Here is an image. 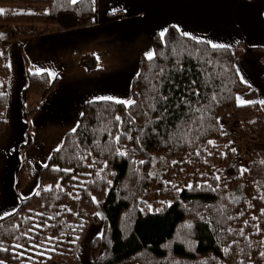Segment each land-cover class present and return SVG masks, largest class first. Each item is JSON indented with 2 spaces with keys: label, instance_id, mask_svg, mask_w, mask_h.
I'll list each match as a JSON object with an SVG mask.
<instances>
[{
  "label": "trees",
  "instance_id": "16d2710c",
  "mask_svg": "<svg viewBox=\"0 0 264 264\" xmlns=\"http://www.w3.org/2000/svg\"><path fill=\"white\" fill-rule=\"evenodd\" d=\"M0 4L48 7L45 13H4L0 24H50L63 30L94 24V0ZM24 36L0 33V133L9 102L7 49ZM197 41L170 27L163 38H154L153 59H141L132 106L107 100L83 106L77 127L43 168L39 190L0 218V260L81 264L80 245L89 227L100 222V209L103 231L91 242L92 264H264V150L251 151L252 161L241 175L240 155L224 123L231 115L264 140V105L237 106L239 93L246 92L247 99L254 95L236 68L243 45L232 51ZM80 65L88 73L100 70L92 55L82 57ZM57 82L27 69L22 100L35 101L25 114L27 122ZM32 129L23 151L33 142ZM165 160L174 169L192 170V185L180 189L169 175L159 177L155 167ZM31 180L24 156L18 189ZM152 186L170 202L145 205Z\"/></svg>",
  "mask_w": 264,
  "mask_h": 264
},
{
  "label": "crops",
  "instance_id": "0c3cea01",
  "mask_svg": "<svg viewBox=\"0 0 264 264\" xmlns=\"http://www.w3.org/2000/svg\"><path fill=\"white\" fill-rule=\"evenodd\" d=\"M0 10L31 14L45 13L48 7L0 4ZM170 27L232 51L243 45L236 68L254 95L247 99V93L241 92L237 97L264 100V0H94L92 26L63 30L50 24H0L2 34H27L7 49L9 102L6 127L0 133V217L16 211L39 190L43 168L77 127L87 102L102 97L131 100L132 81L142 57L155 53L154 38ZM87 55L97 58L99 71L88 73L80 65ZM37 68L55 73L51 78L58 82L27 122L28 106L35 101L25 103L22 91L27 69L35 73ZM30 125L33 142L23 151ZM24 156L31 165L32 180L18 189Z\"/></svg>",
  "mask_w": 264,
  "mask_h": 264
},
{
  "label": "rangeland",
  "instance_id": "374dc122",
  "mask_svg": "<svg viewBox=\"0 0 264 264\" xmlns=\"http://www.w3.org/2000/svg\"><path fill=\"white\" fill-rule=\"evenodd\" d=\"M29 109L33 107V104L28 106ZM225 129L229 134V139L235 143L236 149L241 159V169H247L248 165L252 161L251 151L253 150H264V140L258 138L256 134L249 133L246 126L243 123H237V121L230 115L225 119ZM171 162L165 160L163 163L155 167V173L161 177L164 174L169 175L173 180L174 184L180 189L191 186L194 180V173L192 170L178 167L177 169L172 168ZM177 172V173H176ZM167 199L161 197L159 190L156 186H152L145 199H143L145 205L150 208L159 207ZM170 202L169 200H167ZM100 222L92 224L82 241L79 249V260L81 264H92L89 257V249L91 242L101 236L103 231V213L100 209L97 211Z\"/></svg>",
  "mask_w": 264,
  "mask_h": 264
},
{
  "label": "snow or ice",
  "instance_id": "6c2138e0",
  "mask_svg": "<svg viewBox=\"0 0 264 264\" xmlns=\"http://www.w3.org/2000/svg\"><path fill=\"white\" fill-rule=\"evenodd\" d=\"M71 2H72L73 4H75V3L77 2V0H71ZM3 14H4V11H3V10H0V15H3ZM177 31H180V29L177 28ZM164 35H165L164 32H161V33H160L161 38H163ZM181 35H183V36H189L188 33H183V32L181 33ZM189 38H191V37H189ZM197 42H199V41H197ZM207 43H210V42H207ZM211 47H212L213 49H222V48H226L227 46H226V45H223V44H215V43H212V44H211ZM0 55H2V54H0ZM153 56H154L153 53H149L148 56H147V59H148V60H152V59H153ZM8 67H10V65H9ZM45 71H47V70H46V69H39V68H37V69L35 70V73H34V74H42V73L45 72ZM48 75H49L50 77H53V78L55 77V73L50 72V71L48 72ZM100 99H101V100H107V101H113V100H114V98H112V97H102V98H100ZM213 99H215V97H213ZM114 102H115V103L124 104L125 106H129V107L132 106V105L134 104V101H132V100H125V101L115 100ZM252 103H259V104H261V105H264V100H261V101H258V102H254V101H246V100H244V99L241 98V97H237V106H244V105H246V104H252ZM116 119L119 120V117H117ZM116 140H117V142H118V141H119V137H116ZM208 143H209V144H213V146H214V143H213L212 141H209ZM57 151H59V149H57ZM233 151H235V150L233 149ZM197 154H199V153H197ZM119 155L124 156L125 153H124V152H119ZM141 163H143V161H141ZM45 167H47V165H45ZM244 171H246V169H242V170H241V175H243ZM216 179H219V177H216ZM93 202H96L95 197H93ZM149 207H150V206H149ZM262 215H264V212H262ZM0 218H2V217H0ZM254 219H255V218H254ZM245 223H246V222H245ZM81 227H83V226L81 225ZM189 227H190V226H189ZM29 231H31V229H29ZM240 234L243 235V232L241 231ZM29 239H32V238L29 237ZM48 239L51 240L52 237H48ZM77 239H79V237H77ZM32 246H33V247H37V245H32ZM17 247H23V245H17ZM224 252L227 253V252H228V249L225 248V249H224ZM261 256L264 257V252L261 253ZM0 264H5V261L0 260ZM241 264H242V262H241Z\"/></svg>",
  "mask_w": 264,
  "mask_h": 264
}]
</instances>
